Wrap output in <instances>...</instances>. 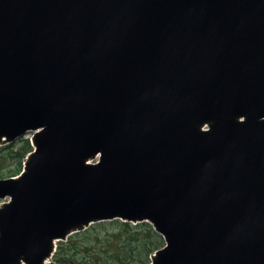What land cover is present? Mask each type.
<instances>
[{"label":"water","instance_id":"1","mask_svg":"<svg viewBox=\"0 0 264 264\" xmlns=\"http://www.w3.org/2000/svg\"><path fill=\"white\" fill-rule=\"evenodd\" d=\"M27 133L0 264L113 219L151 264H264V0H0V145Z\"/></svg>","mask_w":264,"mask_h":264},{"label":"trees","instance_id":"2","mask_svg":"<svg viewBox=\"0 0 264 264\" xmlns=\"http://www.w3.org/2000/svg\"><path fill=\"white\" fill-rule=\"evenodd\" d=\"M31 151L26 138L0 146V179L16 176ZM163 246L162 237L147 223L119 220L99 222L57 243V264H149L150 256Z\"/></svg>","mask_w":264,"mask_h":264},{"label":"rangeland","instance_id":"3","mask_svg":"<svg viewBox=\"0 0 264 264\" xmlns=\"http://www.w3.org/2000/svg\"><path fill=\"white\" fill-rule=\"evenodd\" d=\"M29 136L30 135L28 133L24 135L25 138H29ZM6 201H7V199L6 200H3V201H0V207H2L3 206V203L6 202Z\"/></svg>","mask_w":264,"mask_h":264},{"label":"bare ground","instance_id":"4","mask_svg":"<svg viewBox=\"0 0 264 264\" xmlns=\"http://www.w3.org/2000/svg\"><path fill=\"white\" fill-rule=\"evenodd\" d=\"M56 241H57V240H54V243H56ZM48 262H49V261H48V258H47V259H45V260L43 261L42 264H48Z\"/></svg>","mask_w":264,"mask_h":264}]
</instances>
